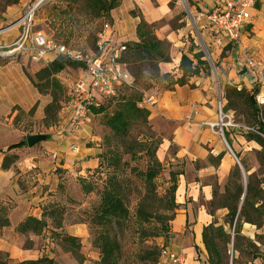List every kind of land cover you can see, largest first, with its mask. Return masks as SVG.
<instances>
[{
  "label": "crops",
  "instance_id": "crops-1",
  "mask_svg": "<svg viewBox=\"0 0 264 264\" xmlns=\"http://www.w3.org/2000/svg\"><path fill=\"white\" fill-rule=\"evenodd\" d=\"M38 1L18 0L17 5L6 7L2 15L3 22H0V50L12 46L20 39L23 42L24 28L20 25L7 27L19 17L18 13L24 7ZM169 1L120 0L109 12V22L100 18L95 23H102V27L105 24L109 26L105 35L114 46L137 42L136 29L141 20L153 27L157 39L173 46L182 44L181 40L188 34L187 29L181 27L174 31L168 24H163L174 17ZM193 1L191 9L195 15L192 22L200 24L201 30L205 26L208 28L205 20L198 21V16L209 11H201L203 7H212L219 0ZM56 5L63 9L66 3L56 1ZM132 12L135 14L132 15ZM61 15L62 12L57 13L56 24ZM250 18V23L241 36L249 46L254 45V42L248 40V36L264 28V2L258 1L253 5ZM182 22L180 20L179 23ZM167 29L172 33L167 32ZM224 45L231 44L224 42ZM259 54L264 60V46ZM57 58L53 53H46L39 62H34L28 55H20L16 51L13 55L0 56V202L12 207L8 214L9 226L0 229V254H6L10 264L35 262L42 257L55 263L65 257L72 263L71 252L59 247L60 250L56 251L58 245L50 240V221L49 227L41 235H23L16 232V229L29 217L41 220L43 207L48 203H55L54 200L63 196L62 186L66 179L78 191V195H83L76 180L86 179L98 168L103 138L108 134V130L100 125L96 116H92L80 130L73 128L69 117L58 116L57 124L46 130L47 140L31 148L26 145L8 150L11 145L36 135L24 133L22 124L17 123L16 119H23L31 112L32 121L41 122L44 108L50 103V97L41 95L31 85L25 72L32 76ZM159 69L166 74L171 73L175 66L161 63ZM72 71L83 76L82 78L86 76L81 69ZM253 81H258L259 94L264 96V79ZM144 95L155 99V104L147 110L153 131L161 138L156 157L169 173L180 174L175 193L178 209L170 222V236L164 240L166 246L160 247L182 255L183 264H208V256L202 243L204 227L215 222L216 226H223L224 231L229 232L226 228L227 210L217 207L218 202L215 207L210 206L215 202L213 192L216 191L218 196L223 195L229 174L236 166L234 155L226 148L227 145L231 151L227 141L223 142L220 135L207 126L216 119L217 89L209 78L201 75L191 78L188 85L174 86L171 90L151 89L149 94ZM231 143L239 151L236 142ZM6 156H14L17 160L4 170L2 163ZM174 163H180L178 171H174ZM164 179L168 180L170 176L166 173ZM83 197L89 200L95 196L91 194ZM242 201L243 198L241 203ZM85 205L89 207L90 203L83 206ZM62 232L81 243L89 234L85 222H67V218ZM240 234L251 237L256 231L254 226L243 224ZM95 256L94 262L98 259Z\"/></svg>",
  "mask_w": 264,
  "mask_h": 264
},
{
  "label": "trees",
  "instance_id": "trees-1",
  "mask_svg": "<svg viewBox=\"0 0 264 264\" xmlns=\"http://www.w3.org/2000/svg\"><path fill=\"white\" fill-rule=\"evenodd\" d=\"M6 6L18 4V0H4ZM54 1V0H48ZM59 3H66L65 8H58L56 5V15L62 12L58 24H56L55 42L69 48L67 44L72 35L73 23L76 19L69 13L76 12L77 0H56ZM117 0H83V10L89 20L105 18L109 22V12L117 4ZM76 6V7H75ZM73 8L72 12L71 9ZM67 10V13H63ZM60 15V14H58ZM69 24V25H68ZM78 26H74L76 29ZM100 33V32H99ZM98 33V34H99ZM64 37L62 41L57 36ZM137 42L124 45V51L120 56V63L123 64L132 77L133 85L122 87L115 98H105L110 104L97 102L91 107V116L99 118L101 126L108 130V134L103 138L102 153L99 155V166L86 179L79 178L76 183L84 196L93 194L96 198L95 204L87 214L88 230L93 231L92 247L97 250V261L94 264H158L160 248L155 244H148V240L161 237L167 240L170 236L169 224L174 219L178 206L175 202L177 189V177L179 173L170 172L169 187L164 195H159L155 185V180L162 172V164L156 157L160 141L155 140L152 135L143 138H133L130 134L134 126H146L149 112L147 109L138 107L143 98V92H139L136 86L143 80L142 71L144 68H151L158 73V65L170 63L168 44L161 41L154 35L151 25L141 20L137 29ZM94 51V48H86ZM203 56H199L198 63L193 65V61L186 55H182L178 69L181 76L172 79L168 84L171 90L174 86L182 87L188 85V81L198 76L197 65ZM66 68L77 70L82 69L81 64L72 62L66 58H59L40 68L32 76L25 72L31 85L41 94L50 97V103L44 108L43 125L50 128L56 125L58 113L60 111L61 96L63 94L62 84L58 76ZM165 75L163 79H165ZM144 83V81H143ZM144 85V84H143ZM255 86V85H254ZM252 87L249 100L252 102L254 114L261 112L255 102V96L259 94V89ZM193 88L192 86H189ZM123 92V93H122ZM132 92L129 96L125 93ZM227 105L237 97L247 95L245 90L237 91L236 88H226ZM108 99V100H107ZM114 107L111 108V104ZM255 115V116H254ZM258 121V122H257ZM256 143L261 147L258 153L260 162H264V125L258 120ZM46 140L48 139V135ZM225 138L226 135L224 134ZM227 141V140H226ZM26 140L11 145L8 150L26 146ZM17 158L6 156L2 163V169L10 168ZM142 162L143 169L140 170L137 164ZM134 164V166H131ZM241 178L238 166H235L229 174L223 197L217 203V207L227 210L226 224L229 232H225L223 226H216L215 222L204 227L202 232V243L207 253L208 264H228V246L230 244V234H233V247L240 239V230L243 224L255 227L261 225L260 214L264 210V200L261 199V190L253 181V176L248 178L245 187L239 184ZM139 180L140 188L136 187ZM232 186V190L229 188ZM61 188V187H60ZM131 194L135 195L136 202L129 210V199ZM217 192H213L214 200ZM243 201L241 203V199ZM241 203V204H240ZM215 207V202L211 203ZM12 207L0 202V229L9 226L8 214ZM50 240L53 237L60 238L63 242H75L78 240L66 236L62 228L66 223L64 207L58 202L48 203L43 207L42 219L37 220L29 217L16 229L19 234L28 233L41 235L44 229L49 227ZM150 221H154L153 229H148ZM132 230V237L136 240L135 248L131 252L124 254L121 243L117 238V232ZM169 232V234H168ZM0 264H10L6 254H0ZM19 264H56L53 260L42 257L35 262H24Z\"/></svg>",
  "mask_w": 264,
  "mask_h": 264
},
{
  "label": "rangeland",
  "instance_id": "rangeland-1",
  "mask_svg": "<svg viewBox=\"0 0 264 264\" xmlns=\"http://www.w3.org/2000/svg\"><path fill=\"white\" fill-rule=\"evenodd\" d=\"M77 1L79 3L77 7L75 6L76 12H72L74 8L72 7V13H69L70 15L74 16L76 22L73 23V29H71L72 35L67 44L73 47V49L85 51L88 50L86 48H94L96 46L97 35L103 30V27L102 23H95L96 20L90 21L83 10V0ZM193 4V0L169 1V7L173 10L174 17L172 20L165 22L166 24H163H168L174 31L181 27H185L188 32V34L185 35L181 40L182 44H176L175 46H173L165 41L168 44L170 64L175 66V69H172L171 73L165 74L161 73L159 65L157 67L158 73L151 68H144L142 71L144 78L136 87L139 92H143V96H145V93L149 94L151 89H168V84L172 81V79H176L181 76V71L177 66V64H179L177 60L182 55H186L189 59H191L193 61V65H196L198 63L197 61L199 56H203L200 59L201 63L197 65V68L199 70L198 76L202 75L204 78H209L212 81L213 85L217 89V109L218 99L220 97L222 103V113L229 115L232 119L233 124L236 125V127L223 129V139L219 132L220 125L218 122L219 114L217 110L216 119L213 123L218 124V126H216L213 131L219 133L223 142L227 140V144L229 145L231 151L228 149L227 145L226 148L232 155H234L236 166H238L240 170L241 178L239 184L245 187L248 183V178L250 176H253V181L255 180L254 182H256V185L262 192L261 199L264 200V162H260L259 160L258 153L261 151V147L256 143V137H258V121L256 122V120L258 118V120L264 125V108L261 109V112H259L258 115H254L256 119H253V114L255 112L252 102H250L249 100V94L252 87L255 85V88L257 87L258 89H260V84L258 83V81L253 80H258L260 78L264 79V60L259 54L260 49H262V47L264 46V28L259 31H255L254 33H251L250 36H248L247 39L253 41L254 45L249 46L245 39H241L240 44L236 46L224 45V42L226 41L223 38H219L220 43L218 44V36L211 33L209 31V28L205 26V28L201 30L199 29L200 24L198 25L196 22H192V17H194L195 15V12L191 9ZM214 4L215 2L213 3L212 7L214 6ZM33 5L31 4L24 7V9H22L18 13L19 17L14 22L10 23L7 28H12L14 26L20 25L22 28H24V30L26 29V31L28 32V37L41 33L44 36L56 38V0L48 1L46 4L36 9L33 13L29 14ZM6 7L8 6L5 5V1L0 0V22H3L2 15L4 14ZM212 7H203L201 11L210 10ZM63 13H67V10H64ZM134 14L135 12H132V15ZM180 20H183V22L179 23ZM74 26L78 27L75 29ZM167 32L170 33L171 31L167 29ZM57 37L64 41V37H62L61 35H58ZM128 44L131 45L133 44V42H127L123 45ZM242 48H245L246 52H248L249 55L253 56L257 62H262L260 63L262 69L261 77L258 76L256 72L247 69L244 66L245 55ZM13 49L5 48L1 49L0 52L6 53V55L3 56H9V54L13 55V53H8ZM164 75L166 76L165 79H163ZM82 77L83 76H79V74H74L72 69L69 68H66L57 77L63 88V94L61 96L60 104L61 106L58 116H62V118H66V116L68 117L67 113L65 112V106L68 100L72 97L76 83H78L80 80H85L86 78V76L85 78ZM228 87L236 88L237 91L245 90L247 95L237 97L229 105H227L225 90ZM131 93L132 92L125 93V96H129ZM95 101L100 102L101 104H103L104 102H106V104L111 103L110 101H106L105 98L101 96H96ZM113 107L114 103L111 104V108ZM31 117L32 113L29 112L25 117H23V119H21V117H18L16 119L17 123L22 124V131L26 134L46 135V130L48 128L44 127L42 121L33 122ZM152 128V123H150V121L147 119L146 126H134L131 129L130 134L133 138H143V136L152 135L155 140L160 141V136H158ZM224 134L226 135V138ZM232 141L236 142L239 151L234 149V146H232L231 143ZM131 166H134V164H131ZM173 166L176 168H174V171H178L180 163H174ZM137 167L142 170V162L137 164ZM162 167V172L155 180V185L159 195H164L165 191L170 185L169 179H164V174L167 173L169 175V172L166 168H164L163 164ZM65 181V185L62 186L63 196L54 201L58 202L60 206L64 207L67 222H86L88 216L87 214H89L90 208L97 201L96 198L94 197L93 199L87 200L86 197H83V195H78V191L74 189L68 179H66ZM136 187L140 188L139 180L136 181ZM229 188L232 190L231 185H229ZM221 197H223V195H217L215 203H217L219 201V198ZM135 202V195L131 194L129 199V210L131 213L133 212L132 209L135 205ZM89 203L91 207L88 205ZM84 204H87L89 207H86V205L84 207ZM261 212V225L259 227L254 226L256 234H253L251 237L240 234V239L237 240L235 247H233V234H230V244L227 248L228 264H264V210H261ZM154 226V221H150L147 228L153 229ZM226 228L228 230V227ZM131 234V229L128 231L117 232V238L121 243L124 254L131 252V250L135 248L136 240L134 239V237H132ZM93 235V231L89 230L87 239H82V243L80 241H78V243L70 241L63 242L62 240H60V238L53 237V243L58 245L56 246V251H59L60 249L70 251L71 257L73 259H71L72 263H70L69 260L64 257L62 259H59L58 263L56 264H94L93 260L96 258L95 255H97V250L91 245L93 241ZM147 242L149 245L155 244L158 249L161 245L166 246L164 239L161 237L150 239ZM58 247L60 249H58Z\"/></svg>",
  "mask_w": 264,
  "mask_h": 264
},
{
  "label": "built area",
  "instance_id": "built-area-1",
  "mask_svg": "<svg viewBox=\"0 0 264 264\" xmlns=\"http://www.w3.org/2000/svg\"><path fill=\"white\" fill-rule=\"evenodd\" d=\"M258 1L264 2V0H219L215 2L209 11L200 13L198 21L205 20L209 31L218 36V44L220 43L219 38H223L227 43L236 46L240 44L242 33L250 23V11ZM40 2L41 0L34 3L29 14L37 9L36 7ZM108 29L109 26L105 24L103 30L97 35L94 51H81L66 47L55 42L52 37L44 36L41 33L28 37L26 29L24 30L23 42L20 39L7 48H15L8 53L17 51L20 55H28L34 62H39L46 53H53L58 57L61 56L81 64V70L87 76V80H80L76 83L72 97L65 106V112L75 130L82 129L90 119L91 107L97 103L95 101L96 96L115 98L118 96L120 88L130 87L133 83L132 77L125 66L120 63V56L125 48L122 45H112L105 35ZM242 50L245 55L244 66L257 72L260 76L262 74L261 62H257L253 56L246 52L245 48H242ZM3 55H6V53L0 52V56ZM254 99L261 111L264 108V96L258 94ZM154 104L155 99L145 95L138 107L147 109ZM218 114L219 132L223 137L224 128L228 129L236 127V125L233 124L229 115L222 113L221 101L218 102ZM207 126L213 130L218 124L208 123ZM183 260L182 255L174 254L166 247H160L158 264H183Z\"/></svg>",
  "mask_w": 264,
  "mask_h": 264
},
{
  "label": "water",
  "instance_id": "water-1",
  "mask_svg": "<svg viewBox=\"0 0 264 264\" xmlns=\"http://www.w3.org/2000/svg\"><path fill=\"white\" fill-rule=\"evenodd\" d=\"M47 0H41V2L38 4L36 8L41 6L43 3H45ZM46 140V136L43 134H38V135H31L26 138V144L29 148L43 142Z\"/></svg>",
  "mask_w": 264,
  "mask_h": 264
}]
</instances>
